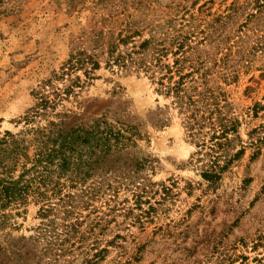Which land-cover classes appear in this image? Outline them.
<instances>
[{
  "label": "rangeland",
  "instance_id": "rangeland-1",
  "mask_svg": "<svg viewBox=\"0 0 264 264\" xmlns=\"http://www.w3.org/2000/svg\"><path fill=\"white\" fill-rule=\"evenodd\" d=\"M128 28L139 44L180 36L186 91L216 100L233 142L193 140L173 97L110 66ZM98 120L130 130L132 146L81 180L54 174L49 192L56 209L76 205L67 222L79 218L85 241L48 245L65 232L56 211L26 264H264V0H0V140L14 135L33 157L35 131ZM214 164L216 183L203 177ZM40 208L30 196L6 210L0 242L47 230Z\"/></svg>",
  "mask_w": 264,
  "mask_h": 264
},
{
  "label": "trees",
  "instance_id": "trees-1",
  "mask_svg": "<svg viewBox=\"0 0 264 264\" xmlns=\"http://www.w3.org/2000/svg\"><path fill=\"white\" fill-rule=\"evenodd\" d=\"M135 34L132 28L121 31L111 45L110 66H116L123 72L143 75L158 87L159 93L173 97L175 105L185 116L186 129L193 140L210 138L214 148L233 142L230 136L238 133L237 124L222 113L216 100L197 89L192 90L191 94L187 93L185 81L190 75L183 73L182 63L186 61L188 51L182 47L180 36L170 38L168 45L165 41L157 42L153 39L139 44ZM170 57L174 59L173 64H170ZM95 67L86 72L87 79H91V71ZM49 126L44 131H35L32 140L35 147L33 157L28 155L29 146L25 141L17 140L14 135L6 133L0 140V238L10 221V215L5 211L27 204L30 196L41 204L38 216L46 221L44 226L47 227L36 237L27 239L23 237L15 240L10 234H5L4 241L0 242V264H26L29 249L36 247L50 233L48 230L52 224L56 223V211L63 214L65 224L62 226L65 232L63 235L54 234L48 245L60 247L69 243L71 249L79 248L85 241L86 232L80 231L79 218L67 222L77 208L75 204L70 206L63 203L59 209L52 204L49 192L55 189L53 175L64 177L70 172L81 180L82 176L95 168L93 164H106L110 157L118 161L119 155L132 146V138L125 135L130 130H117L104 120L95 121L88 129L81 126L66 128L63 122H52ZM87 150L95 155V160L91 156L84 159L83 153ZM18 167L22 173L15 179ZM219 169L220 166L214 164L203 174L204 179L216 183L220 179ZM60 237H63L60 242L54 244ZM45 253L53 254L47 247ZM58 260L59 256L54 261Z\"/></svg>",
  "mask_w": 264,
  "mask_h": 264
}]
</instances>
